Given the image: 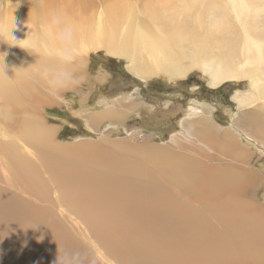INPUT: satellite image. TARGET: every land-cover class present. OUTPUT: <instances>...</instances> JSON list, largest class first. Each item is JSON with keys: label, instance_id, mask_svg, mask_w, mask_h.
Returning <instances> with one entry per match:
<instances>
[{"label": "bare ground", "instance_id": "1", "mask_svg": "<svg viewBox=\"0 0 264 264\" xmlns=\"http://www.w3.org/2000/svg\"><path fill=\"white\" fill-rule=\"evenodd\" d=\"M2 4L0 264H264V169L243 139L264 147V0H118L109 29L90 14L96 0ZM97 46L146 82L195 70L212 89L247 79L233 129L201 103L181 121L186 142L58 143L42 116L50 81Z\"/></svg>", "mask_w": 264, "mask_h": 264}, {"label": "rangeland", "instance_id": "2", "mask_svg": "<svg viewBox=\"0 0 264 264\" xmlns=\"http://www.w3.org/2000/svg\"><path fill=\"white\" fill-rule=\"evenodd\" d=\"M116 1L96 0L97 7L90 12L97 17L98 23L108 26V29L106 11ZM6 2L0 0V8L3 9L5 6L2 3ZM139 5L142 10L144 4ZM261 15L264 22V13ZM97 48L82 55L87 60L80 62L77 73L70 74L72 83L69 87L45 92L49 98L42 116L50 126H55L58 143L77 146L78 142H92L94 146L97 144L108 149L111 141H114L113 144L127 141L132 146H142L145 142L166 145L171 138L178 136L179 140L186 142L182 120L188 117L190 106L198 108L201 103L209 106L219 129H233L240 115L233 97L236 92L246 93L250 89L247 79L212 89L199 70L179 81L171 82L162 75V78L146 82L129 71L126 59L111 56L105 47ZM115 109L123 110L126 116L90 123L89 118L95 114H104L109 110L115 112ZM243 139L257 155V165L264 169V147L253 139ZM119 147L118 151L121 150ZM257 185L264 202V186L260 188L262 177L257 179Z\"/></svg>", "mask_w": 264, "mask_h": 264}, {"label": "clouds", "instance_id": "3", "mask_svg": "<svg viewBox=\"0 0 264 264\" xmlns=\"http://www.w3.org/2000/svg\"><path fill=\"white\" fill-rule=\"evenodd\" d=\"M59 23H60L59 18L56 15H54L52 18V26L57 27L59 25ZM13 38L17 41V43L10 44V45H18L19 47H21L23 49L29 50L26 46H24L20 43L21 41H26L28 39V36H27V39H23V40H17L14 36H13ZM57 40L62 45L70 42V40H71V28L66 26L62 29H59L57 31ZM5 55H7V53H4L3 57ZM61 58H62V60L64 59L63 56ZM71 83H72V78H71L70 74L67 71H61V72H58L56 74V76L52 78V80L50 81V86L54 90L58 91L59 89L69 87L71 85Z\"/></svg>", "mask_w": 264, "mask_h": 264}]
</instances>
